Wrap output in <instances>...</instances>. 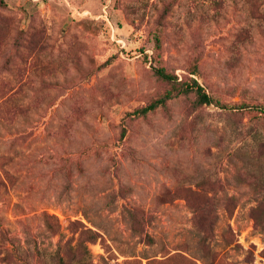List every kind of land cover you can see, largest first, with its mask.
Wrapping results in <instances>:
<instances>
[{
  "label": "rangeland",
  "instance_id": "1",
  "mask_svg": "<svg viewBox=\"0 0 264 264\" xmlns=\"http://www.w3.org/2000/svg\"><path fill=\"white\" fill-rule=\"evenodd\" d=\"M258 1L4 0L0 264H264ZM168 2L162 65L227 108L136 112Z\"/></svg>",
  "mask_w": 264,
  "mask_h": 264
},
{
  "label": "trees",
  "instance_id": "2",
  "mask_svg": "<svg viewBox=\"0 0 264 264\" xmlns=\"http://www.w3.org/2000/svg\"><path fill=\"white\" fill-rule=\"evenodd\" d=\"M257 1L258 0H246V3L253 4L259 2ZM0 5H4V0H0ZM173 5V2H168L163 5L156 21L155 31L153 32V60L155 63L153 72L156 78L166 84L169 89L164 94L150 102L148 105L138 109L136 112L146 116L148 113L156 111L160 107H167L169 101L171 100L176 98L187 99L190 97L195 98L194 103L198 106L213 104L221 108H227V104L222 103L219 99L211 95L197 80L193 79V82L191 83L188 82V80L179 81V77L176 74L169 72L167 68L162 65L161 52L164 42L166 19L173 8ZM258 10L259 15L261 16L263 14V10L259 9V6H257L256 10L252 11V14L256 15Z\"/></svg>",
  "mask_w": 264,
  "mask_h": 264
}]
</instances>
